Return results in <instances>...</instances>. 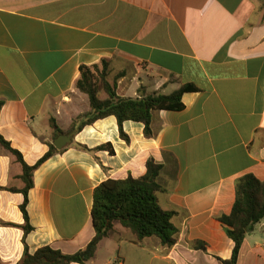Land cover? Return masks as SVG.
Instances as JSON below:
<instances>
[{
	"label": "crops",
	"instance_id": "0c3cea01",
	"mask_svg": "<svg viewBox=\"0 0 264 264\" xmlns=\"http://www.w3.org/2000/svg\"><path fill=\"white\" fill-rule=\"evenodd\" d=\"M102 61L121 97L195 90L183 93L181 111L153 112V138L127 121L126 142L115 118L107 117L55 148L32 176L28 252L49 246L85 253L94 238V189L108 179L144 176L152 159L161 167L159 206L174 212L176 243L165 247L156 237L139 243L116 223L84 264L228 260L233 242L217 218L231 212L240 177L264 180L262 2L0 0V136L27 165L89 111L75 84L81 66ZM21 173L0 146V187L23 188ZM22 201L20 193L0 191L1 264H16L23 254ZM237 264H264V219L246 235Z\"/></svg>",
	"mask_w": 264,
	"mask_h": 264
},
{
	"label": "trees",
	"instance_id": "16d2710c",
	"mask_svg": "<svg viewBox=\"0 0 264 264\" xmlns=\"http://www.w3.org/2000/svg\"><path fill=\"white\" fill-rule=\"evenodd\" d=\"M257 1L263 4L264 21V0ZM79 72L80 76L75 88L87 96L90 109L88 112L79 114L66 130L58 131L61 135L78 133L98 120L114 117L119 135L126 142L128 138L123 132V123L127 121L142 124L144 137L153 138L155 134L152 128L153 112L181 111L184 108L181 102L183 93L195 90L193 87L183 86L169 95L152 93L142 94L136 98L121 97L116 93V82L108 80L109 72L106 61H102L99 65L81 66ZM51 123L53 128L57 129L54 123ZM0 146L19 163L22 169L20 179L23 182V188L0 187V191L20 193L23 196L19 209L23 218L20 228L23 231L24 249L16 264H84L94 257L98 244L113 232L116 223L129 230L139 243L151 237L158 238L165 247H172L176 243L178 230L172 223L174 212L162 210L157 198L160 192L157 177L161 167L149 159L144 176L139 178L129 176L122 180L108 179L94 189L91 209L94 238L87 246V255L80 257L79 253L63 254L49 246L41 247L30 254L25 243L26 236L33 231L27 214L28 192L33 187L34 171L49 159L56 149L49 144L48 151L34 165L29 166L23 160L21 153L12 148L9 142L1 136ZM77 147L88 151L84 146L77 145ZM101 148L107 147L102 146ZM109 153L112 154L113 151ZM263 219L264 180L259 181L250 174L244 175L235 183V199L231 212L217 218L224 227L227 237L233 242L230 258L228 260L218 259L220 264H237L246 235ZM195 245L205 250L202 243Z\"/></svg>",
	"mask_w": 264,
	"mask_h": 264
},
{
	"label": "water",
	"instance_id": "95a60500",
	"mask_svg": "<svg viewBox=\"0 0 264 264\" xmlns=\"http://www.w3.org/2000/svg\"><path fill=\"white\" fill-rule=\"evenodd\" d=\"M71 136L72 134L69 135H60L58 136L54 141H53V146L57 149V150H61L64 146H66L67 144H69L71 142ZM88 253V250L83 253L80 254V257H83L84 255H86Z\"/></svg>",
	"mask_w": 264,
	"mask_h": 264
}]
</instances>
